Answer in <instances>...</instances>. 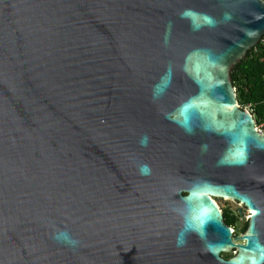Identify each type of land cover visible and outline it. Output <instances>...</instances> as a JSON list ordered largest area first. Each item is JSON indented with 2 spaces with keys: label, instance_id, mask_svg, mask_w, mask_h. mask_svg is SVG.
I'll return each instance as SVG.
<instances>
[{
  "label": "water",
  "instance_id": "obj_1",
  "mask_svg": "<svg viewBox=\"0 0 264 264\" xmlns=\"http://www.w3.org/2000/svg\"><path fill=\"white\" fill-rule=\"evenodd\" d=\"M263 35L264 0H0V264H264Z\"/></svg>",
  "mask_w": 264,
  "mask_h": 264
},
{
  "label": "trees",
  "instance_id": "obj_2",
  "mask_svg": "<svg viewBox=\"0 0 264 264\" xmlns=\"http://www.w3.org/2000/svg\"><path fill=\"white\" fill-rule=\"evenodd\" d=\"M231 79L239 105L248 108L257 127L264 126V35L255 46L248 50L245 57L235 64L231 71ZM219 207L224 223L233 229L236 236L241 214L232 212L223 204ZM246 227L247 221L241 224L240 233H243ZM224 255V258L232 256L231 253H224Z\"/></svg>",
  "mask_w": 264,
  "mask_h": 264
},
{
  "label": "rangeland",
  "instance_id": "obj_3",
  "mask_svg": "<svg viewBox=\"0 0 264 264\" xmlns=\"http://www.w3.org/2000/svg\"><path fill=\"white\" fill-rule=\"evenodd\" d=\"M264 126H260V129L262 130V132H264ZM216 203L218 205H224L226 208L230 209L232 212H238L239 214L241 213V217L238 219V227L236 228V237H239L242 235V233H240V226L243 222L247 221L248 216H249V212L241 205H239L237 202L235 201H231V200H227V199H221V198H216L215 199ZM233 236H235L233 234ZM238 242H241L238 240ZM233 255L232 252H229ZM227 254V253H225ZM222 256L224 257V253H222Z\"/></svg>",
  "mask_w": 264,
  "mask_h": 264
},
{
  "label": "snow or ice",
  "instance_id": "obj_4",
  "mask_svg": "<svg viewBox=\"0 0 264 264\" xmlns=\"http://www.w3.org/2000/svg\"><path fill=\"white\" fill-rule=\"evenodd\" d=\"M203 19L207 23L212 22L210 17L205 16ZM190 107H192V105L186 106V109L190 108ZM230 159H232L233 161H237V162H243V160L245 159V149L241 148V149H238L237 151L233 152ZM253 215H255V213H253ZM203 223H204V221H201V225ZM250 240H251V233H250ZM252 243H255V241H252ZM229 246L231 247L233 245L229 244Z\"/></svg>",
  "mask_w": 264,
  "mask_h": 264
},
{
  "label": "built area",
  "instance_id": "obj_5",
  "mask_svg": "<svg viewBox=\"0 0 264 264\" xmlns=\"http://www.w3.org/2000/svg\"><path fill=\"white\" fill-rule=\"evenodd\" d=\"M256 129H257L259 132H262V130H261L259 127H257V126H256Z\"/></svg>",
  "mask_w": 264,
  "mask_h": 264
}]
</instances>
